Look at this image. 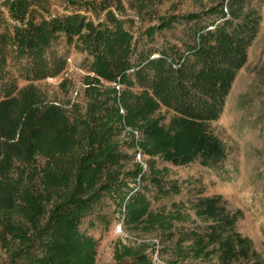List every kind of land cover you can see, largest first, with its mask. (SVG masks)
<instances>
[{
    "label": "trees",
    "instance_id": "trees-1",
    "mask_svg": "<svg viewBox=\"0 0 264 264\" xmlns=\"http://www.w3.org/2000/svg\"><path fill=\"white\" fill-rule=\"evenodd\" d=\"M127 17L123 0H0V244L6 264H95L90 229L113 222L165 232L173 264H264L237 229L243 216L222 195L196 196L191 214L155 211L153 200L182 192L168 168L224 163L213 132L261 15L254 0H215L201 11ZM82 63L86 106L50 100L33 83ZM165 108L166 112L162 109ZM148 156L141 162L137 156ZM131 164L130 167L128 165ZM87 224L85 228L83 225ZM147 247H124L119 261L152 264Z\"/></svg>",
    "mask_w": 264,
    "mask_h": 264
},
{
    "label": "rangeland",
    "instance_id": "rangeland-1",
    "mask_svg": "<svg viewBox=\"0 0 264 264\" xmlns=\"http://www.w3.org/2000/svg\"><path fill=\"white\" fill-rule=\"evenodd\" d=\"M54 12L65 11L66 0H50ZM127 17L137 21L133 30L140 25L154 23L146 17L144 24L140 7L131 6L138 0H123ZM215 0H147L144 12L159 15L201 11L212 5ZM254 6L261 15L260 29L249 48L248 60L239 70L227 96L225 108L220 118L211 122L213 132L225 143L228 156L224 163L216 167L203 166L199 161L185 165H174L155 157L158 168L167 167L168 180H176L182 185V192L160 200H153L152 208L164 212H182L191 214L185 225L194 226L201 222L194 214L193 199L196 196L222 195L227 206L232 210L240 209L242 218L237 229L253 240L254 248L264 257V0H254ZM85 55L75 49L69 54L68 66L64 73L55 78L28 82L19 79V85L33 83L47 94L50 100H57L65 105L78 102L87 104L82 67ZM166 112V109H162ZM146 162L148 156H137ZM131 164L128 165L130 167ZM107 212L113 222L105 230L102 226L90 229L98 241L95 264H134L130 259L119 261L124 247H147L146 253L152 264H173L176 256L173 249L161 253L165 232L161 228L144 230L125 229L119 214L114 215L115 206L106 201ZM87 224L83 225L85 228ZM7 263V253L0 244V264ZM181 264V263H178Z\"/></svg>",
    "mask_w": 264,
    "mask_h": 264
}]
</instances>
